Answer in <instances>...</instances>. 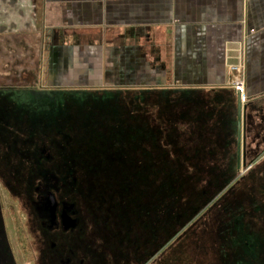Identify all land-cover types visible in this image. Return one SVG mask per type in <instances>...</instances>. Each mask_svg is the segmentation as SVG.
Segmentation results:
<instances>
[{"label":"rangeland","instance_id":"obj_1","mask_svg":"<svg viewBox=\"0 0 264 264\" xmlns=\"http://www.w3.org/2000/svg\"><path fill=\"white\" fill-rule=\"evenodd\" d=\"M28 5L25 11L32 23L25 32L6 28L8 18L1 6L0 74L10 73L17 78L29 76L36 68L32 63L41 61L38 66L40 81L45 86L69 89L71 95L62 103L67 112L60 117L61 132L56 137L63 149L61 169L66 167L64 165L70 158L76 163L78 189L73 194L83 236L86 239L91 237V243L104 251L111 234L125 235L130 242L127 249L121 245L115 247L117 251L113 258L107 254L106 264H114V261L125 264L127 260L131 264H264L259 247L261 241L256 240L264 237V215L261 211L264 202L263 161L260 155L254 157L252 163L248 159L244 167L236 168L235 100L226 112L219 115L223 121L214 122L212 139L220 141L222 152L215 156L217 168L207 169L206 163L199 162L207 158L202 149L205 133H200V124L185 119L187 108L182 103L188 99L190 103L187 104L192 105L194 98L201 96L197 92L204 94L210 90L189 93L188 89H183L179 92L175 89H180L184 81L158 82L154 78L149 79L148 74L143 80H137L131 67L127 66L129 59H125V73L117 74L115 62L120 60L117 57L114 65L108 68L112 77L108 80L101 79L106 77L105 62L102 69L100 64H93V68L91 65L86 71L89 65L83 64L85 56L81 57V63L75 69L70 70L71 65H68L73 58L69 57V51L53 48V44H58V34H45V40L49 42L36 43L38 38L42 39L38 32L41 27L37 23L36 9L33 11ZM48 44L52 48L43 47ZM22 59H27L26 64L20 61ZM99 59L102 60L101 57ZM99 59L93 58L92 62ZM11 67L13 71H10ZM101 70L100 78L88 75H96ZM238 82L243 84L244 92V79L240 74L224 88L235 90ZM243 95L246 102L247 96ZM210 98L213 99V95ZM169 100L176 102L170 103ZM214 100L222 101L218 97ZM255 105L260 107L261 102ZM115 107L125 112L128 124L121 121L118 112L114 114ZM170 107L173 110H169ZM247 114L248 110V129L250 120ZM103 117L106 118L105 124L101 121ZM75 118L80 120V134L73 124ZM254 120L256 125L259 124V117ZM154 126L165 128L158 143L154 136L151 137ZM148 143H157L159 149L163 145L172 160V171L182 167V181L177 180L182 183L180 187L171 181L168 172L161 177L175 188L174 193L170 190L167 191L170 194L164 193L161 186L142 179L144 171L136 162L150 155ZM29 146L24 141H17L20 149L26 150ZM188 147L194 150L189 151ZM157 149L152 153H157ZM140 150L143 152L139 153ZM20 154L11 158L22 159ZM12 159L0 166V250L11 264H50L52 252L41 231L34 221L21 220L26 193L21 192L24 184L13 180ZM58 159L56 156V161ZM24 163L26 165L21 170L24 174H27V168L39 167L32 160ZM142 208L150 211L149 217L145 218ZM170 208H175L176 213L172 214ZM172 216L176 224L168 229L167 222ZM251 234L255 235L252 242L258 245L255 250L245 245L246 238L249 239L247 236ZM121 257L123 262L118 263Z\"/></svg>","mask_w":264,"mask_h":264},{"label":"crops","instance_id":"obj_2","mask_svg":"<svg viewBox=\"0 0 264 264\" xmlns=\"http://www.w3.org/2000/svg\"><path fill=\"white\" fill-rule=\"evenodd\" d=\"M2 5L6 28L17 32L32 23L25 11L32 6L42 34L36 43L58 34L53 48L68 50L73 65L82 56L86 71L105 62L101 79L112 78L108 68L117 57V74L125 73L129 59L137 80L148 74L158 82L184 81L180 89L190 92L228 87L240 74L247 98L264 92V0H0Z\"/></svg>","mask_w":264,"mask_h":264},{"label":"flooded vegetation","instance_id":"obj_3","mask_svg":"<svg viewBox=\"0 0 264 264\" xmlns=\"http://www.w3.org/2000/svg\"><path fill=\"white\" fill-rule=\"evenodd\" d=\"M20 61L26 64L27 59ZM40 62L32 63L36 68L29 76L17 78L10 73L0 74V166L8 164L9 160L19 157L18 153H21L22 159H12L11 163L13 180L20 185L24 184L21 192L26 193L23 212L20 214L23 217L21 220L34 221L41 231L43 240L47 241L48 248L52 252L50 264H106L107 254L113 258L117 251L115 247L121 245L127 249L130 242L126 240L125 235L111 234L104 251L102 247L97 248L91 243V237L86 239L83 236V228L80 227L76 216L77 209L74 202L76 197L73 194L78 189H76L77 178L74 167L76 163L70 158L69 163L64 165L66 167L61 169L60 156L63 149L60 146L61 141L56 137V134L61 132L60 117L67 112L62 103L71 94L69 89L45 86L40 81L38 78ZM9 64L11 66V63ZM68 66L70 70L77 67L72 66L71 61ZM25 70H28V67ZM10 71H13L12 67ZM259 101L261 106L257 107L255 104ZM247 110V118L250 121H248V129L245 121L244 155L241 154L240 165L242 166L243 162L246 165L248 159L252 163L254 157L261 155L263 161L261 171H264V92L247 101ZM255 117H259L257 125L255 120L253 121ZM79 121L75 118L73 124L80 134L82 131L78 129ZM18 137L23 138L18 139ZM17 141H24L30 146L26 150L20 149L17 147ZM56 156L59 158L57 161ZM23 160L24 162L32 160L38 163L39 167L27 168V174H24L21 172L25 164ZM235 163L237 164L236 148ZM28 167L31 165L28 164ZM22 176L25 178L22 179ZM262 183L264 185V181ZM261 211L264 215V202ZM253 235L247 236L249 239L246 238L245 245L255 250L258 245L252 242ZM256 240L261 241L259 247L261 257L264 259V237ZM5 255L0 250V264H11L9 258L4 257ZM122 255L124 257L125 252ZM114 262L117 264L116 261ZM117 262H123V258ZM125 264H131L130 260L125 261Z\"/></svg>","mask_w":264,"mask_h":264},{"label":"trees","instance_id":"obj_4","mask_svg":"<svg viewBox=\"0 0 264 264\" xmlns=\"http://www.w3.org/2000/svg\"><path fill=\"white\" fill-rule=\"evenodd\" d=\"M165 90L167 91L168 89H164L163 91H165ZM175 90H178L180 92L181 89H175ZM193 91H195V90H193ZM189 93H194V92H189ZM197 93H199L201 96L198 98H194L192 105L187 104L188 102L190 103V101H188V99L184 100L182 103L183 106L185 108H187L185 110L186 111L185 112V114H186L185 119H188V121H190L192 123L197 122L198 124H200L201 125L200 133L202 135L205 133V141H203V143H202V149L204 150L205 154H207V158L202 159L199 162L206 163L205 165H206L207 169H212L214 167L217 168L216 161H218V160H217V157L215 158V156L217 155V152H220V153L222 152L221 151V144H220V141L212 139L211 132H212V128L214 126V122L216 120L219 121V119H220V122L223 121V119L220 117L221 116L220 114L223 112H226L227 111L226 108L228 109L231 102H234V100H235L234 90L222 87V88L211 89L210 91H207L204 94H202L201 92H197ZM162 95H164V93ZM211 95H213V99L210 98ZM217 97H218V99H221L222 101L219 102V101L214 100V98H217ZM212 100H214V101H212ZM169 101H171L170 103L176 102L175 100H169ZM172 107H170L169 110L170 109L173 110ZM174 107H176V106H174ZM114 110H116V113H114V114H117V112H118L117 115L119 118H121V121H123V123H125V124H128L129 119L126 116L125 112L123 110H121L119 107H115ZM101 121H102V123L105 124L106 118L104 119V117H103ZM102 123H100L99 125L101 126ZM84 124L86 125V122ZM152 132H153L152 133L153 135H151V137L154 136L153 138L158 143L160 141V138L164 136L165 128L161 127V126H154ZM157 143H155V145L152 144L153 146L149 145V143H148L149 149L151 151L150 155H148V157H146L144 159L138 160L136 162V164H138L144 171L143 175H142L143 180L148 179L149 182L151 181V183L153 182L155 185L161 186V190L164 193L170 194L167 192L169 190L174 193L175 188L171 187L170 183L168 184V182H164L163 181L164 179L161 177L164 176L168 172L167 174H169V178L171 179V181H174L175 183H177V186L179 185V187H180L182 183L177 182V180L182 181V175H181L182 167H177L174 171H172L171 170V167H172L171 161L172 160H170V156L168 154V151L163 147V145H161L160 146L161 149H159V147L157 146ZM143 148H145V146ZM155 148L156 149L158 148L157 150H159V151L157 153H152V151H154ZM160 150L163 153H161ZM188 150L191 151L194 149L188 147ZM140 152H143V150L142 151L140 150L139 153ZM177 159H179L178 156H177ZM222 160L223 159H221V161ZM211 163H213V164L211 165ZM170 171H172L171 174L169 173ZM183 171H184V169H183ZM186 177H187V179H189L188 176H186ZM142 210H143V212H145L144 213V215H146L145 218L150 216L149 210H147V209L145 210V208H142ZM170 210H171L172 214L176 213L175 208H170ZM141 213H142V211H141ZM171 219H170V222H167L168 229H172V227L176 224V219L173 216ZM154 220H155V217H154ZM158 224H159V221L156 220V225H158ZM142 225H143V222H142ZM168 233L169 232H167L166 235ZM154 237H155L154 239H156V236H154Z\"/></svg>","mask_w":264,"mask_h":264},{"label":"water","instance_id":"obj_5","mask_svg":"<svg viewBox=\"0 0 264 264\" xmlns=\"http://www.w3.org/2000/svg\"><path fill=\"white\" fill-rule=\"evenodd\" d=\"M250 100L251 98H246ZM242 97L240 90H235V104H236V122H235V145H236V167L240 168L241 154L244 155V141H245V121H246V103ZM245 166V163H242Z\"/></svg>","mask_w":264,"mask_h":264},{"label":"built area","instance_id":"obj_6","mask_svg":"<svg viewBox=\"0 0 264 264\" xmlns=\"http://www.w3.org/2000/svg\"><path fill=\"white\" fill-rule=\"evenodd\" d=\"M234 69H236V68H234ZM234 89L235 90H240L241 93L243 94V84L241 82L236 83L235 86H234Z\"/></svg>","mask_w":264,"mask_h":264}]
</instances>
